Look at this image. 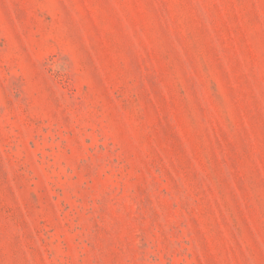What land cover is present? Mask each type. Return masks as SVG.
<instances>
[{"label": "rangeland", "instance_id": "374dc122", "mask_svg": "<svg viewBox=\"0 0 264 264\" xmlns=\"http://www.w3.org/2000/svg\"><path fill=\"white\" fill-rule=\"evenodd\" d=\"M0 264H264V0H0Z\"/></svg>", "mask_w": 264, "mask_h": 264}]
</instances>
